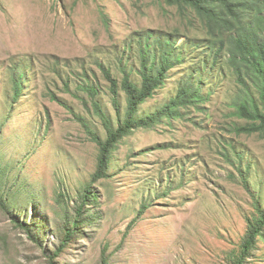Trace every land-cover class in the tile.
I'll return each mask as SVG.
<instances>
[{
	"label": "rangeland",
	"instance_id": "374dc122",
	"mask_svg": "<svg viewBox=\"0 0 264 264\" xmlns=\"http://www.w3.org/2000/svg\"><path fill=\"white\" fill-rule=\"evenodd\" d=\"M149 32L175 38L183 60L138 115L188 78L204 100L124 137L108 177L92 182L98 147L75 114L102 139L106 129L78 85L98 89L116 127L101 67L139 84L138 39ZM214 40L195 13L165 0H0V264L230 263L246 218L264 210V138L237 131L250 123L235 114L228 53L213 64ZM118 100L123 114L121 89ZM245 264H264V241Z\"/></svg>",
	"mask_w": 264,
	"mask_h": 264
},
{
	"label": "trees",
	"instance_id": "16d2710c",
	"mask_svg": "<svg viewBox=\"0 0 264 264\" xmlns=\"http://www.w3.org/2000/svg\"><path fill=\"white\" fill-rule=\"evenodd\" d=\"M165 2L168 5L177 6L183 16L195 13L203 21L208 32L215 38L214 44L210 46L215 53L212 56L215 60L214 65L217 64L218 54L221 51L228 53V61L240 85V93L233 103L235 114L250 123L239 126L237 131L248 134L259 132L264 138V0H165ZM138 41L140 44V65L137 70L140 75L139 84L133 81L129 77L130 73H126L125 70H123L122 80L118 82L109 69L101 67L105 79L109 82L113 108L119 117L116 127L96 100L98 89L83 82L78 85V88L91 98V109L101 118L106 129V137L102 139L90 128L83 117L75 114L76 119L98 147L96 170L92 176V182L108 177L113 153L124 137L138 128H153L162 119L178 115L179 108L195 106L204 100L200 86L188 78L177 89L175 96L156 112L147 116L138 115L139 107L164 84L169 70L183 60L181 53L175 51L177 48L175 38L171 35L153 36L149 32ZM216 41L219 44H216ZM224 43H226L225 46ZM22 79L21 73L13 75L14 99L19 97ZM250 88L257 90V98L253 96ZM120 89L126 99L123 114H121L118 100ZM260 102L263 107L260 106ZM84 190L87 194L90 193L89 190ZM90 195L96 200V195L91 193ZM86 197L89 196L86 195ZM74 227H77V224L71 223V227L65 229L62 246L73 236ZM259 241H264V210L260 204H256L254 214L246 218V230L239 251L231 257L229 264H245ZM60 251L61 249L58 248L56 254Z\"/></svg>",
	"mask_w": 264,
	"mask_h": 264
}]
</instances>
